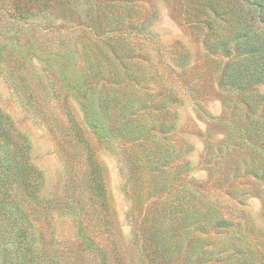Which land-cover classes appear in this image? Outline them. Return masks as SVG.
<instances>
[{"label":"rangeland","instance_id":"obj_1","mask_svg":"<svg viewBox=\"0 0 264 264\" xmlns=\"http://www.w3.org/2000/svg\"><path fill=\"white\" fill-rule=\"evenodd\" d=\"M127 1L0 0V108L41 173L38 197L12 189L42 248L37 257L45 264H180L145 230V217L161 204L148 198L153 171L139 149L146 133L144 145L161 133L166 97L175 95L191 178L256 241L257 264H264V183L241 178L244 153L231 151L240 105L223 80L237 57L213 51L206 27L191 18L203 0ZM258 89L264 94V84ZM227 112L225 124L218 119ZM93 162L103 167L109 195L102 208L92 195Z\"/></svg>","mask_w":264,"mask_h":264},{"label":"trees","instance_id":"obj_2","mask_svg":"<svg viewBox=\"0 0 264 264\" xmlns=\"http://www.w3.org/2000/svg\"><path fill=\"white\" fill-rule=\"evenodd\" d=\"M195 8L190 16L206 27L211 49L237 57L231 65L233 72L225 73L223 80L237 94L236 103L240 105H235L240 109L236 115L238 137L231 151L244 153L237 167L241 178L252 177L264 183V94L258 89L264 84V0H203V5ZM186 62L181 61V66ZM166 102L161 133L151 144L144 145L146 133L139 145V149L147 150L149 165L145 167L153 171L147 186L148 198L161 204L153 210L154 215L144 220L150 242L180 264H257L263 251L256 241L249 240L241 227L226 219V209L219 198L212 197L205 191L207 188L191 178L194 168L187 155L191 144L180 138L177 130L178 97L169 95ZM228 116L229 112L218 120L224 123ZM29 151L25 141L15 138L9 116L0 108V264H45L37 257L42 248L29 232L30 217L12 194L15 184L27 196L36 198L41 193V173L31 163ZM135 162H144L138 160V152ZM93 164L92 195L96 204L106 207L109 195L104 170L99 162ZM224 232L231 236L234 232L235 237L223 238ZM214 236L221 237L220 246L213 242Z\"/></svg>","mask_w":264,"mask_h":264}]
</instances>
